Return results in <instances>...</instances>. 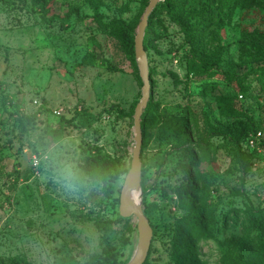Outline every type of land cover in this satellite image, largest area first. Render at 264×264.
I'll list each match as a JSON object with an SVG mask.
<instances>
[{"label": "rangeland", "instance_id": "obj_1", "mask_svg": "<svg viewBox=\"0 0 264 264\" xmlns=\"http://www.w3.org/2000/svg\"><path fill=\"white\" fill-rule=\"evenodd\" d=\"M149 1L0 0V264H127L137 251L136 220L116 222L143 82L117 26L136 36ZM206 1L163 2L146 30L134 199L155 232L148 264H264V160L240 146L264 124V0H214L199 32ZM58 140L99 189L54 182L42 149Z\"/></svg>", "mask_w": 264, "mask_h": 264}, {"label": "water", "instance_id": "obj_2", "mask_svg": "<svg viewBox=\"0 0 264 264\" xmlns=\"http://www.w3.org/2000/svg\"><path fill=\"white\" fill-rule=\"evenodd\" d=\"M165 0H150L141 22L138 25L135 36V59L138 65L141 80L143 82L142 98L138 103L134 114L135 146L131 168L128 172L120 195L119 214L122 219L134 218L137 222L139 236L138 249L135 256L127 264H145L149 258L151 245L154 237L153 228L146 217L142 201L134 203L132 194L136 190L141 191L142 162L141 152L143 145L142 116L151 98V80L148 67L147 53L144 48L146 30L149 26L150 17L155 9Z\"/></svg>", "mask_w": 264, "mask_h": 264}, {"label": "clouds", "instance_id": "obj_3", "mask_svg": "<svg viewBox=\"0 0 264 264\" xmlns=\"http://www.w3.org/2000/svg\"><path fill=\"white\" fill-rule=\"evenodd\" d=\"M42 157L54 182L70 194L99 189L103 184L101 176L82 167L79 154L67 140L48 144L42 149Z\"/></svg>", "mask_w": 264, "mask_h": 264}, {"label": "trees", "instance_id": "obj_4", "mask_svg": "<svg viewBox=\"0 0 264 264\" xmlns=\"http://www.w3.org/2000/svg\"><path fill=\"white\" fill-rule=\"evenodd\" d=\"M178 0H166L165 1V4H164V7L166 6L167 8H169L171 11H172V8L174 6V3L173 2H177ZM212 1L214 0H208L204 3L203 5V9H204V12H203V16H202V19L200 21V25L199 27L197 26V30L199 32H204L208 26V23L211 22L212 20V13H213V10H214V6L212 4ZM215 2V1H214ZM149 5V3H148ZM147 5V6H148ZM161 5H159L155 11L153 12L152 16L150 17V21H149V26L147 28V31L148 30H152L153 29V25H152V22H153V19L155 17V15L157 14V12L159 11V8H160ZM174 17H176V15H174ZM179 25L182 26V24L179 22ZM182 29L184 30V33L187 35V30L185 29V27L182 26ZM117 30H119V32L121 33V41H122V44H123V48L125 50V52L129 55V56H133L134 55V51H135V43H134V40H135V35L133 33V31H131L130 29H128L127 27H125L124 25H118L117 26ZM145 39H146V35H145ZM188 41L190 42V45H191V52L192 54L194 55V58H196V62H198L202 67H206V66H209V67H214V64L209 62L206 57L204 56V53L203 51H199L197 50L195 44H193L189 39ZM144 48H145V51L147 50V47H146V40L144 41ZM151 80V79H150ZM152 86V84H151ZM152 90V88H151ZM240 98L242 99L243 96L240 95ZM42 109L44 111H46V108L42 106ZM19 122L21 124H25V123H28L31 121V119L29 117H20L19 118ZM260 130H263L264 131V124H262L261 126H255L253 125V131H247L244 136H242L241 138V141H240V146H241V150L247 154L249 157L251 158H254V157H257L259 159H261V157L256 153V152H250V151H247L244 149L243 145L245 144L246 140L248 139V137L253 134V133H256ZM197 159V156L195 154H193L192 152H190V161L185 165L187 166L186 169L187 171L189 172L190 170V166L192 167L194 162L196 161ZM119 178V175L118 176H113L111 178V180L113 182H115L116 180H118ZM197 223H191V225H189L191 228H199L200 225H199V221L202 220V217L200 215H197ZM128 222V220L126 219H119V221H117L116 223L118 224H126ZM113 224V222H112ZM151 224V223H150ZM152 226V224H151ZM153 228V226H152ZM154 231V230H153ZM155 241V232H154V238H153V241H152V245H153V242ZM152 245H151V250H152ZM150 254H151V251H150ZM150 256V255H149ZM110 258H113L115 259V257L113 255L110 256ZM177 260V259H176ZM148 261H149V258L147 260V262L145 264H148Z\"/></svg>", "mask_w": 264, "mask_h": 264}, {"label": "built area", "instance_id": "obj_5", "mask_svg": "<svg viewBox=\"0 0 264 264\" xmlns=\"http://www.w3.org/2000/svg\"><path fill=\"white\" fill-rule=\"evenodd\" d=\"M243 147L247 151L256 152L264 160V131L251 134Z\"/></svg>", "mask_w": 264, "mask_h": 264}, {"label": "bare ground", "instance_id": "obj_6", "mask_svg": "<svg viewBox=\"0 0 264 264\" xmlns=\"http://www.w3.org/2000/svg\"><path fill=\"white\" fill-rule=\"evenodd\" d=\"M141 193H142V191H140V190H136L135 192H133V194H132V200H133L134 203L137 204V202L135 201L134 198H135V197H139L140 195H142ZM135 254H136V252H135ZM135 254H134V256H135ZM134 256H133V257H134ZM133 257H132V258H133Z\"/></svg>", "mask_w": 264, "mask_h": 264}]
</instances>
